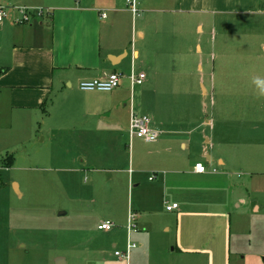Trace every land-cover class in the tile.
<instances>
[{"label":"crops","instance_id":"obj_1","mask_svg":"<svg viewBox=\"0 0 264 264\" xmlns=\"http://www.w3.org/2000/svg\"><path fill=\"white\" fill-rule=\"evenodd\" d=\"M119 1H43L40 7L49 13L42 19L33 17L19 23L15 17L12 27H5L4 19L0 22V31L11 28L10 36H15L0 55V129L51 117L53 110L60 112L62 122H103L120 111L125 114V121L106 133L127 136L131 56H135L134 68L137 64L138 71L145 73V80L144 63L148 61L153 69L157 56L168 53L161 44L162 50L156 49L161 34L170 32V37L175 38L176 41L165 39L171 49L185 41L183 34L187 32L189 42L180 53L188 67L177 75L175 71L171 73L192 78L190 86L181 93L198 99L185 104L188 108L172 112L171 122H158L161 127L151 120L161 134L156 141L146 142L151 145L146 154L155 161L149 163V168L157 176H148L152 182L150 197L157 194L154 204L143 205L141 210L143 213L145 208L161 204L163 216L151 217L149 230L137 235L141 248L134 254L131 251L128 261L113 253L106 264H190L181 261L189 256L204 258L205 264H229V209L246 205L253 217L264 224V113L254 117L257 112H250L244 102L232 104L225 97L236 86L237 78L246 79L248 75L231 76L226 71L232 70L233 59L236 60L230 54L235 41L215 42L216 18L263 17L264 0H158L157 19L151 14L157 11L154 7H144L139 14L136 41V16ZM103 12L105 16L101 15ZM224 46L229 47L225 50ZM260 60V55H254L240 61L243 69L251 72L250 78L255 70H264ZM126 66L128 71L123 70ZM205 66L215 95L210 110L213 116L207 114L201 91ZM111 71L123 76L121 85L111 91H83L78 87L80 80ZM238 92L234 89V94ZM92 127L95 129V125ZM196 162H203L205 172L194 170ZM146 168L143 165L138 170L146 172ZM137 185L134 183V187ZM172 202L178 204L177 208L167 210L166 204ZM141 224L147 225L146 221ZM175 255L178 263L174 262Z\"/></svg>","mask_w":264,"mask_h":264},{"label":"rangeland","instance_id":"obj_2","mask_svg":"<svg viewBox=\"0 0 264 264\" xmlns=\"http://www.w3.org/2000/svg\"><path fill=\"white\" fill-rule=\"evenodd\" d=\"M43 1L53 3L55 0H0V5L7 8L3 20L5 27H12V18L18 17L11 6L40 7ZM119 3L127 6L125 0ZM137 7L138 16L133 24L135 41L139 14L143 8L154 7L157 11L151 14H155L156 19L160 13L158 0H138ZM41 8L45 9L43 6ZM216 22L218 31L215 42L222 39L227 40L224 42L226 44L231 39L235 41L230 54L235 55L236 60L233 59L232 70L226 71L231 72V76L248 75L246 79H236L234 89L239 90L238 93L234 94L232 89L229 94H224L225 97L232 104L245 103L250 112H257L254 117L260 112L264 113V94L254 83L257 77L264 79V70H255L250 78L251 72L245 71V66L240 62L244 58L260 55V62L264 66V16L223 15L216 18ZM11 31V28L0 31V44L3 47L0 55L7 51V46L15 37L11 38ZM186 33L183 34L185 41L171 49L169 43L165 44V39L176 41L175 38L170 37V32L161 34V43L159 41L156 49L162 50L161 44L167 47L168 53L163 57L157 56L153 69L148 61L144 63L142 70L147 77L134 90L135 112L148 115L153 125L157 122L158 127H161L158 122L173 120L172 112L188 108L185 104H193L198 99L181 93L190 86L192 78L171 73L175 71L177 75L188 67L180 53L189 42ZM227 47L224 46V49ZM241 68L243 71H240ZM134 69L137 73L140 70L137 64ZM123 70L128 71L129 67ZM208 72L205 66L201 82L207 114L210 113L211 104L215 103L212 78ZM127 102L129 104V96ZM212 113L210 116L214 115ZM124 115L120 111L115 112L114 118L103 122H85L84 119L81 122H62L60 112L53 110L51 117L44 116L37 122H24L7 130L0 129V264H56L59 257L63 259V264H106L107 260L113 258L115 250L125 249L129 209L136 213L139 232L131 236L137 245L131 250L132 254L141 248L137 235L149 230L151 217L163 216L160 211L164 207L156 204L151 209L145 208L143 213L141 210L143 205L154 204L157 194L155 192L153 199L150 197L152 182L148 176L153 179L157 177L149 168V163L155 161L146 154L150 143L134 138L130 144L125 134L122 137L119 132L115 136L106 133L124 122ZM92 125H95V129ZM9 156H12V162L5 166L9 163ZM143 165L147 167L146 172L138 170ZM129 168H132L131 172ZM14 182L19 194L14 191ZM134 183L138 185L134 187ZM229 211V264H264L263 222H258L246 205L233 206ZM104 220L113 222L111 230L97 228L99 222ZM140 221H146L147 225L139 226ZM159 233L164 234L162 231ZM204 260L189 256L181 261L205 264ZM174 262H179L176 255Z\"/></svg>","mask_w":264,"mask_h":264},{"label":"built area","instance_id":"obj_3","mask_svg":"<svg viewBox=\"0 0 264 264\" xmlns=\"http://www.w3.org/2000/svg\"><path fill=\"white\" fill-rule=\"evenodd\" d=\"M127 7L132 13L133 17L138 14V7L136 0H125ZM14 10H16L18 17L16 21L19 23L28 22L34 16L41 17L46 13H49L47 9H43L37 6H25V5H15L11 6ZM5 7L0 5V22L6 16ZM45 11V12H44ZM105 16L103 12L101 14ZM132 48H133V40H132ZM134 60L135 56H131V71L128 76L129 85H130V98H129V106H130V114L128 119L127 126V136L129 139V143L133 141L134 138L142 139L144 142H154L156 141L161 131L152 126L151 118L146 114H138L134 109V86L139 85L143 82L145 78L144 72H136L134 69ZM122 73L119 71H111L109 73L103 74L102 76L83 79L78 82V87L83 91H111L121 85L122 82ZM194 170L199 173L205 172L206 168L203 162H196L194 164ZM131 172V169H129ZM178 204L176 202L167 203L166 209L173 210L177 208ZM114 224L110 220H104L99 222L97 228L103 231H109L113 228ZM137 231L136 224V214L132 212V210H128L127 218H126V244L125 249L122 251L115 250V256L129 260L130 253L133 248L137 245L134 241H132L131 236L133 233Z\"/></svg>","mask_w":264,"mask_h":264},{"label":"clouds","instance_id":"obj_4","mask_svg":"<svg viewBox=\"0 0 264 264\" xmlns=\"http://www.w3.org/2000/svg\"><path fill=\"white\" fill-rule=\"evenodd\" d=\"M254 83L257 85L259 88L260 92L264 94V79H261L259 77L254 79Z\"/></svg>","mask_w":264,"mask_h":264},{"label":"water","instance_id":"obj_5","mask_svg":"<svg viewBox=\"0 0 264 264\" xmlns=\"http://www.w3.org/2000/svg\"><path fill=\"white\" fill-rule=\"evenodd\" d=\"M13 188H14V191L19 194V190H18L17 184L15 182L13 183ZM56 264H63V259L60 257L57 258Z\"/></svg>","mask_w":264,"mask_h":264},{"label":"trees","instance_id":"obj_6","mask_svg":"<svg viewBox=\"0 0 264 264\" xmlns=\"http://www.w3.org/2000/svg\"><path fill=\"white\" fill-rule=\"evenodd\" d=\"M11 162H12V160L10 158L9 163L7 165H5V166H9L11 164Z\"/></svg>","mask_w":264,"mask_h":264}]
</instances>
